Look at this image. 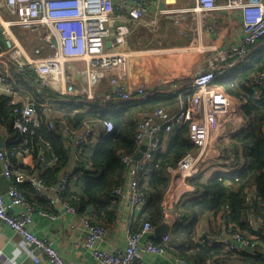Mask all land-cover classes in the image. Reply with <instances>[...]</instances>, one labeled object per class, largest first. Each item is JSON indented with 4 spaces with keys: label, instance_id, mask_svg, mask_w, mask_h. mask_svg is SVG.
<instances>
[{
    "label": "built area",
    "instance_id": "1",
    "mask_svg": "<svg viewBox=\"0 0 264 264\" xmlns=\"http://www.w3.org/2000/svg\"><path fill=\"white\" fill-rule=\"evenodd\" d=\"M221 9L241 13L242 38L231 52L222 51L219 57L220 62L231 66L232 59L243 60L255 47L264 43V0H195L194 7L164 8L160 13L175 17L177 23L186 13L200 14ZM145 14L147 0H0V26L6 41V49L0 52V65L5 66L0 70V84L9 83L11 72L7 65L15 64L20 71L31 69L40 87L59 89L62 95H66L70 82L69 67L82 63L84 68L78 69V75L85 89L82 96L77 95L72 99L76 103L96 101L94 88L98 75L111 71L117 73L110 80L115 99H145L146 84L132 87L124 80L130 75L129 65L134 51L120 50L124 44V31L121 22L116 20L119 16H128L137 22ZM14 27L35 34L40 40L42 45L34 47L33 55L16 38ZM221 73L215 65L197 71L190 80L193 94L188 95L187 99L182 97L175 111L159 108L139 121L135 135L137 153L142 145H146V149L138 160L135 159L137 154L121 155V162L127 168V178L124 185L114 189L116 196L124 202L128 201L131 221L136 211L142 212L148 201L139 188L138 176L144 165L159 151L162 135L171 132L174 127H188L192 149L176 166L167 167L169 186L161 209L164 222H171L170 228L171 224L184 218L179 211L180 203L189 205L191 202L195 208L203 203L201 184H206L215 174L238 173L243 168L244 148L236 142L237 136L244 132L243 120L241 112L236 110L238 101L215 84ZM248 85L257 90L264 89V71L253 75ZM42 88H39L40 91ZM111 97L109 95L105 99ZM11 105L13 127L21 134L29 132L31 126L40 125L38 103L19 105L11 100ZM49 126L53 128V123ZM113 130L114 125L110 120H91L85 121L80 129L65 127L63 134L71 140L76 158L77 153L91 145L96 137L109 135ZM0 163L1 175L11 181L6 192L0 188V220L22 238L29 257L35 263L46 259L48 264H71L61 256L51 239L34 234L32 214L36 208L18 185L28 183L39 198L48 200L52 205L62 201L55 188L47 185L37 172L16 169L4 150L0 151ZM73 171L74 166L63 174L59 190L64 189ZM62 206L67 212L76 213L69 203L63 202ZM40 213L47 214L42 210ZM250 222L254 224L253 220ZM78 227L85 232L84 245L97 264H154L145 260L146 254L167 253L164 245H157L153 240L154 226L150 222L144 223L140 231L130 232L124 248L114 249L101 245L108 234L105 226L81 218ZM146 233L150 237L142 241ZM162 240L164 244L168 243L169 235ZM196 243L209 246L218 244L225 250L251 255L264 251L256 237L225 228L216 233L200 228ZM180 261L190 264L182 258Z\"/></svg>",
    "mask_w": 264,
    "mask_h": 264
},
{
    "label": "trees",
    "instance_id": "2",
    "mask_svg": "<svg viewBox=\"0 0 264 264\" xmlns=\"http://www.w3.org/2000/svg\"><path fill=\"white\" fill-rule=\"evenodd\" d=\"M4 42L0 32V48ZM261 71H264V43L230 72L219 74L215 80V84L227 95L242 100L244 132L237 136L236 142L244 148V166L238 173L215 174L206 184H201L203 203L197 208L191 202L183 204L184 218L173 225L169 244H164L163 240L156 242L190 264H264V251L251 255L228 251L218 244L196 243L197 226L202 219H206L210 224V233L223 228L239 230L245 236L256 237L264 250V89L257 90L248 85L250 78ZM47 91L44 89L39 97ZM182 97L185 96L171 94L114 102L112 106H116V111L109 112L102 108L101 102L96 101L59 102L57 106L45 107L41 104L42 100L41 105H37L40 125L31 126L29 132L21 134L13 127L12 99L0 94V126L13 140L7 142L6 148L0 146V151L5 150L14 164L18 154L25 151L31 153L41 163L36 170L53 188L74 166L64 189L56 192L81 217L110 229L116 226L123 206L122 199L114 194V189L124 185L127 178V168L121 162V155L137 154L135 135L140 119L159 108L175 109ZM91 120H110L114 130L109 135L96 137L75 158L72 142L65 137L63 129H80L85 121ZM50 123H53V128ZM1 137L0 131V143ZM191 149L187 126L174 127L164 140L162 138L159 151L144 165L138 176L139 188L148 201L132 223V233L140 231L146 222L155 227L162 224L161 203L169 186L167 167L176 166ZM40 154L44 161L40 159ZM18 187L36 209L49 211L52 208L50 202L39 198L28 183ZM89 207L93 209L91 212Z\"/></svg>",
    "mask_w": 264,
    "mask_h": 264
},
{
    "label": "crops",
    "instance_id": "3",
    "mask_svg": "<svg viewBox=\"0 0 264 264\" xmlns=\"http://www.w3.org/2000/svg\"><path fill=\"white\" fill-rule=\"evenodd\" d=\"M194 6L195 0H147V14L139 18V21L135 22L128 16L116 18L123 25L124 31L122 36L124 44L120 50L134 51L129 65L130 75L124 80L132 87L142 83L146 84L147 99L162 95L166 97L171 94L183 95L187 99L190 95V80L197 71L215 65L222 73L230 72L233 67L245 60L236 61L232 59L233 64L231 66L219 61L220 53L222 51L231 52L242 38L243 31L239 11L221 9L200 14L186 13L177 23H175V17L172 18L160 13V10L164 8L182 9ZM2 29L0 26L1 33ZM13 32L20 42L19 34H31L21 31L17 27L13 28ZM116 34L119 35L118 32ZM2 35L5 41V35L3 33ZM35 40L36 46L42 45L37 36H35ZM4 49H6V41L4 46L0 48V52ZM32 52L34 54V48ZM3 68L5 66L0 65V70ZM7 68L11 72V78L9 83L0 84V94L8 95L19 105L34 102L45 107L53 106L59 102L73 101L75 96H82L85 89V84L78 75V69L84 68L82 63L72 64L69 67L70 82L66 95H62L59 89L40 87L35 81V75L31 69L20 71L15 64H8ZM116 74V71L101 73L98 75L97 83H95L96 102H101L102 108L106 109V112L116 111V106H112V103L124 102L114 98L110 80ZM39 88H42V91ZM44 89L48 91L43 97H39L44 93ZM109 95L112 96L111 99H105ZM232 98L238 101L239 107L236 110L238 113L241 112L243 120L242 100L236 97ZM42 100L43 103L40 102ZM178 106L179 103L173 110L166 109L175 111ZM0 131L1 135L4 134L5 136V146L7 142L13 141L3 126H0ZM166 135L167 133L162 135L163 140ZM5 146L1 147L6 148ZM40 159L44 161L42 154H40ZM40 164L38 158L25 151L24 154L16 156V164L13 163V166L25 172L33 170V172L39 173L36 169L39 168ZM1 172L2 165L0 163V188L6 192L11 186V181L1 175ZM55 190L59 189L55 187ZM62 203V201L55 205L49 203L52 208L49 211L42 210L47 213L46 215H42L40 209L35 210L32 214L34 234L40 238L51 239L61 256L71 264H97L90 250L84 245L85 232L78 227V222L83 217L78 213L67 212ZM125 206L126 202L123 201L116 226L108 229V234L101 243L107 249L125 247L132 223L141 213L136 211L135 218L131 221L132 215L127 205L128 215L124 220ZM170 223L169 220L165 222L163 220L161 225H169ZM172 225L164 236H170ZM209 226L210 224L206 219H202L197 226L196 235H199L200 228H206L210 231ZM156 227L154 226L153 232L155 243L163 238L155 236ZM147 237L150 235L144 234L142 241ZM180 259V255L172 251H167L162 255L146 254L145 257L147 262L154 264H183ZM0 264H48V261L43 259L42 262L35 263L29 257L22 238L0 220Z\"/></svg>",
    "mask_w": 264,
    "mask_h": 264
},
{
    "label": "water",
    "instance_id": "4",
    "mask_svg": "<svg viewBox=\"0 0 264 264\" xmlns=\"http://www.w3.org/2000/svg\"><path fill=\"white\" fill-rule=\"evenodd\" d=\"M0 145L2 147L5 146V136H4V134L1 137ZM145 149H146V145H142L141 146V151L137 153V155L135 156V159L138 160L141 157V155H142V151H144ZM56 188L57 189L60 188V183L57 184ZM125 202H126V206H125V209H124V212H123V215L125 216L124 220L126 219V216L128 215V206H127L128 205V203H127L128 201H125ZM92 210H93L92 207H89V211L91 212ZM169 229H170V227H169L168 224L159 225V226H157L155 228V236L156 237H164V235H166V233L169 231Z\"/></svg>",
    "mask_w": 264,
    "mask_h": 264
},
{
    "label": "rangeland",
    "instance_id": "5",
    "mask_svg": "<svg viewBox=\"0 0 264 264\" xmlns=\"http://www.w3.org/2000/svg\"><path fill=\"white\" fill-rule=\"evenodd\" d=\"M3 13H5L4 10H3ZM35 36H36L35 34H19V39L21 40V42L24 45L25 49L29 53H31L32 55H33V52H32L33 48H34V46L36 47ZM184 48H187V47H184ZM67 102H69V101H67ZM53 106H57V104H53ZM165 110H167V109L165 108ZM182 205H183V203H180V206H179L180 210L179 211L183 214L184 212L181 209Z\"/></svg>",
    "mask_w": 264,
    "mask_h": 264
}]
</instances>
